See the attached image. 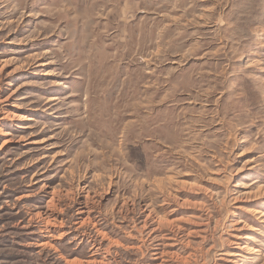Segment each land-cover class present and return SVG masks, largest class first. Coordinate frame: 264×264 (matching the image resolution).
Wrapping results in <instances>:
<instances>
[{
    "label": "rangeland",
    "instance_id": "obj_1",
    "mask_svg": "<svg viewBox=\"0 0 264 264\" xmlns=\"http://www.w3.org/2000/svg\"><path fill=\"white\" fill-rule=\"evenodd\" d=\"M263 214L264 0H0V264H264Z\"/></svg>",
    "mask_w": 264,
    "mask_h": 264
},
{
    "label": "bare ground",
    "instance_id": "obj_2",
    "mask_svg": "<svg viewBox=\"0 0 264 264\" xmlns=\"http://www.w3.org/2000/svg\"><path fill=\"white\" fill-rule=\"evenodd\" d=\"M52 102H53V101H52ZM28 120H29V119H28ZM263 216H264V214H263ZM145 223H146V222H145ZM145 223H144V224H145ZM171 240H172V239H171ZM153 249H154V248H153ZM159 252H160V251H159ZM234 256L237 257V255H234ZM233 258H234V257H233ZM158 259H159V258H158Z\"/></svg>",
    "mask_w": 264,
    "mask_h": 264
}]
</instances>
